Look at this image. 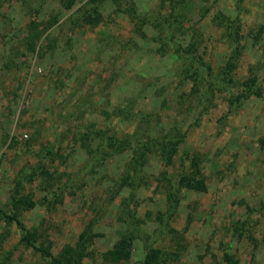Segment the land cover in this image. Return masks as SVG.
I'll return each instance as SVG.
<instances>
[{
  "label": "rangeland",
  "instance_id": "1",
  "mask_svg": "<svg viewBox=\"0 0 264 264\" xmlns=\"http://www.w3.org/2000/svg\"><path fill=\"white\" fill-rule=\"evenodd\" d=\"M65 3L0 0V264H51L20 241L2 213L36 230L54 256L80 245L82 264H112L105 254L125 232L117 218L124 199L144 224L131 258L120 264L142 261L145 244L161 251L157 264H224L228 248L239 264H264V98L230 105L218 93L200 100L169 47L154 41L153 27L161 14L176 18V41L185 46L201 36L200 53L217 73L234 46L213 20L219 12L234 20L242 48L235 77L257 76L264 96V0ZM31 32L38 40L29 51ZM99 128L133 147L154 137L181 139L170 166L148 155L135 189L121 187L131 150L109 154L97 138L89 141L93 153L81 147ZM193 156L206 189L178 191ZM40 166L60 202L50 204L38 176L19 193L34 205L13 207L16 179ZM166 188L179 200L174 214Z\"/></svg>",
  "mask_w": 264,
  "mask_h": 264
},
{
  "label": "trees",
  "instance_id": "2",
  "mask_svg": "<svg viewBox=\"0 0 264 264\" xmlns=\"http://www.w3.org/2000/svg\"><path fill=\"white\" fill-rule=\"evenodd\" d=\"M93 1V0H88ZM99 3L106 0H96ZM112 4H118L119 0H110ZM74 0H66L64 4L66 9H70ZM164 4V2H162ZM164 9V8H163ZM131 10V9H129ZM134 11L133 9L131 10ZM100 15L92 16L86 15V19H96ZM161 21H156L153 25L157 31V35L154 37V41L160 46L167 49V52L171 54L175 60L179 63V75L187 78L192 84V91L200 100L205 99L208 101L218 93H224L227 95V99L230 105H236L248 98L254 97L263 99V89L257 84V76L250 75L246 79H239L235 77V71L237 63L241 55L240 47V31L239 26L235 24V21L229 17L223 15L221 12L214 18V23L222 29V32L226 39L231 43L232 50L229 57L220 69L219 72L214 73L211 66L205 62L204 56L200 53V39L198 35L193 36L190 43L184 46L180 42L176 41V32L179 29L177 25V19L173 16L161 14ZM178 28V29H176ZM34 30V29H33ZM36 30V29H35ZM170 31H173L170 33ZM38 40L37 32H31L25 39V47L27 50L32 51ZM169 50V51H168ZM210 101V100H209ZM108 130L92 129L89 134H86L81 140V147L88 153H93L90 149V140L97 138L105 142V145L109 149V154L120 153L126 150H131L133 156L126 165V172L121 178V187L138 186V181L143 182L141 179L142 174L138 175V172L145 166L148 161V155L155 153L165 166L173 164L174 155L176 154L178 145L180 143V136L171 137H154L149 138L148 142L141 140L143 143H137L134 147L127 139H118L117 135L107 134ZM264 144V141L262 142ZM188 170L178 176L177 186L178 191L183 189L187 191L203 192L206 189L204 178L201 176L199 158L193 156L189 158ZM41 176L46 181V188L48 194L52 195V202L50 204H57L61 200L60 191L57 192L51 184V175L44 166H40L36 171H33L31 175L18 177L15 181L14 192L12 195V205L16 207L18 204H26L28 207H32L34 203L31 200L21 199L19 193L24 187L25 180L32 182L33 178ZM141 176V177H139ZM135 177H138L136 179ZM135 178V180H134ZM137 180V181H136ZM169 182V181H168ZM177 193V191H176ZM165 201L167 206V212L174 214L179 204L178 198L166 188ZM133 201L124 199L121 203V210L118 214V220L123 223L125 227L124 234L114 243L112 249L105 254V260L112 264H120L123 261H127L131 258V250L133 243L136 240L141 239V226L144 221L137 216L136 205L132 204ZM2 218L8 223H14L16 227L21 231L20 241L30 247L33 251L38 253L41 257L49 259L51 264H82V260L86 257L87 253L81 249L80 245L76 248L65 247L60 254L54 256L51 252L50 244L39 242V235L36 230H29L20 221L16 214H4ZM161 222V216L155 217ZM146 239V238H145ZM161 257V251L158 248L151 246L150 244L144 246V256L142 261L135 262L134 264H157ZM222 261L224 264H239L238 258L230 252V248L223 251Z\"/></svg>",
  "mask_w": 264,
  "mask_h": 264
}]
</instances>
